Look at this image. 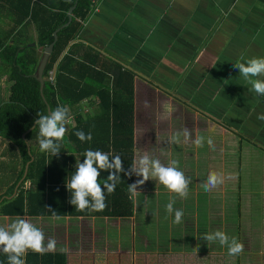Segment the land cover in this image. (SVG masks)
<instances>
[{
    "label": "crops",
    "instance_id": "1",
    "mask_svg": "<svg viewBox=\"0 0 264 264\" xmlns=\"http://www.w3.org/2000/svg\"><path fill=\"white\" fill-rule=\"evenodd\" d=\"M74 43L82 45L77 57L88 52L98 55L105 63L108 75L115 70L114 66L132 74L134 158L140 150L149 152L166 165L172 159L178 160L179 169L192 180L187 199L178 198L174 204L175 209L183 210L182 220L192 219L190 221L196 225L204 223L197 211L199 198H203L204 207L208 208L204 217L210 219L214 200L217 201L220 195L232 200L241 197L240 200L245 201L243 208L251 205L258 211L262 210L264 197L256 198L254 203V194L242 191L243 184L249 182L242 171L250 168L252 174L259 168V174L263 175L259 176L257 185L259 191L264 192V121L257 119L258 115L264 114V97L248 92L250 85L239 76L234 64L264 57V0H98ZM8 83L5 76L0 87ZM91 101L94 102L86 100L81 105L80 113L98 111V100L93 98ZM69 125H75L73 117ZM185 128L191 132L189 143L183 142ZM177 133L180 134L179 142H172ZM197 136L203 137L202 146L191 142ZM209 138L213 141L211 145L207 143ZM237 149L249 159L245 161L243 156L241 165L240 158L233 160L229 155L231 150ZM219 152L221 161H218ZM219 163L222 167L220 173L225 176L238 173L240 180L235 179L236 175L226 180L223 193L218 188L205 192L201 184L210 172L219 173ZM136 179L134 176V181ZM138 191L141 194L134 199L132 219H61H105L118 223L112 226L114 231L127 230L136 226L139 218L152 220L154 202H159L156 195L164 193L167 203L175 195L154 180L147 181ZM147 206L148 212L144 210ZM257 215L263 218L258 232H264V212ZM4 218L0 216V220ZM156 218H161L160 213ZM173 219L167 223L166 236L170 240L165 239L173 248L160 252L161 248L153 246L159 250L155 252H188V247L193 246L186 244L189 236L197 245L194 233L199 230L194 229L189 221L174 224ZM7 222L10 220L2 223ZM123 223H128V227ZM140 239L146 244L145 236L140 235ZM158 241L166 244L160 237ZM111 245L105 247L119 249ZM90 252L100 253V250ZM102 252L109 253L108 249ZM122 252L134 255L148 251L131 252L129 248L118 253Z\"/></svg>",
    "mask_w": 264,
    "mask_h": 264
},
{
    "label": "trees",
    "instance_id": "2",
    "mask_svg": "<svg viewBox=\"0 0 264 264\" xmlns=\"http://www.w3.org/2000/svg\"><path fill=\"white\" fill-rule=\"evenodd\" d=\"M76 0H0V81L7 76L8 101L0 102V216L50 218L55 211L61 218L98 217L132 219L135 202L129 198L128 185L134 182L121 174L115 190H105L106 208L100 212L76 211L69 203L71 193L66 180L75 172L76 160L83 163V153L101 150L119 155L127 170L134 160V80L119 66L108 75L105 63L90 52L77 57L82 46L74 43L93 11L92 0H78L70 25L58 34L47 65L44 96L40 83L32 76L44 49L54 42V33L68 23V10ZM35 33V35L33 34ZM36 43V46L30 44ZM55 70V81L49 73ZM98 100L96 113H80L81 105ZM67 106L74 126L68 131L59 156L52 157L39 149V129L24 136L34 126L37 113L48 114V106ZM91 133L92 140L81 142L75 133ZM30 141L31 151L29 153ZM30 148V147H29ZM33 158V161H31ZM30 163L28 176L25 178ZM102 172L100 182L107 179ZM28 183L31 184L28 187ZM20 184V185H19ZM19 185V186H18ZM16 189L18 192L13 196ZM228 255V254H227ZM210 257V256H209ZM214 255L179 253H46L29 252L26 264H239ZM238 258V257H237ZM0 264H8L0 252Z\"/></svg>",
    "mask_w": 264,
    "mask_h": 264
},
{
    "label": "clouds",
    "instance_id": "3",
    "mask_svg": "<svg viewBox=\"0 0 264 264\" xmlns=\"http://www.w3.org/2000/svg\"><path fill=\"white\" fill-rule=\"evenodd\" d=\"M234 68L239 71V76L250 85L247 89L248 92L264 97V57L249 59L247 63L234 64ZM145 103L147 106V102ZM257 119L264 121V114L258 115ZM70 120V110L64 105H58L48 114L37 113L34 124L36 129H39L38 143L42 153L50 154L52 157L59 156ZM182 134L183 142L189 143L191 132L185 128ZM75 135L81 142L92 140L91 133L86 135L83 131H77ZM179 136V133L175 134L172 137V142L178 143ZM191 142L197 146H202L204 140L203 137L197 136ZM27 143L31 151L30 141ZM207 143L211 145L213 141L209 138ZM83 156V163L76 160L75 172L66 180V188L71 193L69 203L75 207L76 211H103L106 208L105 190L111 194L120 182L123 173L129 179L133 176L137 177L133 183L128 185L130 199L134 200L138 197L141 194L138 189L142 188L149 180L157 181L170 193H174L175 195L170 197L165 206L166 211L169 215L174 213V224L182 223L184 212L175 209L174 204L178 198L187 199L192 180L179 169L178 160L172 159L166 165L149 152L137 150L132 165L126 170L119 155L88 149L83 153ZM102 172L108 173L103 185L100 182ZM229 179L232 177L222 173L210 172L201 187L205 192H209L223 185ZM49 211L51 212V220L61 219V216L55 211L50 208ZM36 219L40 220L43 217ZM4 220H10V222L0 223V252L7 256L8 264H26L25 258L29 252L44 255L57 250V241L54 238H46L43 229L33 223L31 219L17 215L14 218L5 217ZM203 239L209 244L218 241L221 246L227 247L229 256H237L244 251V245L238 242L237 238H230L221 230L206 233ZM195 249L199 250V244ZM59 251L67 253L69 249L61 247Z\"/></svg>",
    "mask_w": 264,
    "mask_h": 264
},
{
    "label": "rangeland",
    "instance_id": "4",
    "mask_svg": "<svg viewBox=\"0 0 264 264\" xmlns=\"http://www.w3.org/2000/svg\"><path fill=\"white\" fill-rule=\"evenodd\" d=\"M35 35V33H34ZM8 79V77H7ZM12 83H8L5 86L0 87V102H6L8 101V91L9 87ZM92 112V111H90ZM155 145V144H154ZM234 144L233 146H235ZM144 146V145H143ZM163 146V145H162ZM184 147H189L188 145H183ZM156 147H158V144H156ZM238 149L236 151H232L229 153L231 159L237 160L240 158V164L241 165V159L244 156L245 161H248L249 159L246 154L242 155V153L238 152ZM221 153L219 152V160L221 161ZM238 154V156H237ZM219 163V173L222 172V167H220ZM242 167V166H240ZM235 168V167H234ZM264 168V167H263ZM237 169V168H235ZM229 171V169H228ZM240 172V168H239ZM242 173H246L245 180L249 181L247 184H243V190L242 191H248L250 194L253 193L255 196V202L256 198L261 199L264 197V192L259 191L257 184L260 183L259 176L263 175V173H260V169L256 168L254 171H252V174H250V168H246L245 172L242 171ZM238 174V173H237ZM237 174H231L233 177L236 175L235 179L240 180V175ZM259 174V175H258ZM258 175V176H256ZM244 178V174H243ZM244 181V179L242 180ZM19 186V185H18ZM30 185L28 184V187ZM144 186V185H143ZM223 185L218 187V190L225 191V187ZM239 186V185H238ZM230 187H233L230 185ZM221 188V189H220ZM259 193L256 197V194ZM221 194V193H220ZM15 194H13L14 196ZM233 195V194H231ZM235 195V193H234ZM233 195V196H234ZM220 195L217 198V201L214 200V209L211 211V218L208 219L204 217V212H208V208L204 207V202L202 201L203 198H199V209L197 210L200 213V221L204 223H200V225H196L190 220L192 219H184L185 223L188 221L191 223L194 229H198L199 232L194 233V236L196 237L197 245L199 244V250L195 249L197 247L196 243L193 241L194 239L192 236H189L190 239L186 244H191L193 246L188 247L190 251L188 252H174L173 253H179V254H198L203 255L205 258H210V261H214L211 257L214 255H219L220 257H227L230 259L228 254L227 247H223L219 244V242L214 243H207L203 237L206 233L214 232L216 230L224 231L230 238L235 237L237 238L238 242L242 243L244 245V251L234 256V260L238 262L239 264H264V232H258L260 230V221L263 220L262 216L257 215V213L264 212V207L262 210L254 209L251 205L248 207L243 208L244 200H240L241 197L238 199H224ZM157 201L154 202L153 206V218L152 220L144 219V217L139 218V221L137 222L136 226L132 227L130 226L129 229L126 230L124 228L122 231L121 229L118 231H114L115 229L112 226L118 225V223H115L111 220L106 221L105 219H82V220H68V219H60V220H51L49 218H43V219H32V222L35 223L38 227H41L46 235V238H54L57 241V250L54 252H61L59 249L61 247H67L69 249L68 252H90L93 250H100V252L105 251L108 249L109 253H118L121 252V250L131 249V252L133 250L139 251L144 250L148 251L146 253H158L155 251L153 246H156L158 249H160V252H166L170 250L169 247L170 244L165 241V239L170 240L169 236H166L167 231V223L171 222L172 215H169L166 211V208H164L167 204V197L164 193H160L156 195ZM242 205V210H241ZM238 206V207H237ZM158 208H161L159 211ZM204 208V209H202ZM207 209V210H205ZM146 212H148V206L144 208ZM245 211V212H244ZM157 213H160L161 218H156ZM168 216L167 218L165 216ZM174 220V219H173ZM100 221V222H99ZM161 224H158V222ZM6 222L4 219L0 220V223ZM128 223H123L124 227H128ZM126 230V231H125ZM140 235L145 236L146 244L143 243V240L140 239ZM159 237L164 241L166 244L162 245L160 241L157 242V239ZM157 242V244L155 243ZM112 244V245H111ZM169 246H168V245ZM106 245H111L116 249H111L110 247H105ZM144 246V247H143ZM163 246V247H162ZM123 248V249H120ZM188 249V250H189ZM166 250V251H165ZM51 253V252H49ZM125 253V252H122ZM132 254V253H130ZM138 254V253H136ZM133 255V254H132ZM135 255V254H134ZM133 255V256H134ZM210 256V257H209ZM238 257V258H237Z\"/></svg>",
    "mask_w": 264,
    "mask_h": 264
},
{
    "label": "water",
    "instance_id": "5",
    "mask_svg": "<svg viewBox=\"0 0 264 264\" xmlns=\"http://www.w3.org/2000/svg\"><path fill=\"white\" fill-rule=\"evenodd\" d=\"M66 1H70V0H66ZM77 1L75 2V4L73 6H71L68 10V17H69V20H68V23H66L65 25H63V27H61L60 29H58L55 33H54V42L52 44H50L49 46H47L43 53H42V56L40 58V61H39V64H38V67L36 69V72L32 75L39 83H40V93H41V96L42 98L44 99V101L46 102V99H45V96H44V88H45V83H46V79L44 77V74H45V71H46V68H47V65L49 63V60L51 58V55L53 54V51H54V46L58 40V34L59 32L68 27L72 21V12L74 11V9L76 8L77 6ZM30 46H36V43H32L30 44ZM47 103V102H46ZM51 111L50 107L48 106V113ZM36 129V125L34 124V126L32 127V129L30 131L27 132V134L24 136V139L27 140V136L32 133L34 130ZM29 149V153H30V148L28 147ZM33 161V158L32 160ZM29 170H30V163L27 167V170H26V175H25V178L28 176L29 174ZM20 185V184H19ZM18 192V189H16L15 193L16 194ZM4 197L0 199V202L3 201Z\"/></svg>",
    "mask_w": 264,
    "mask_h": 264
},
{
    "label": "built area",
    "instance_id": "6",
    "mask_svg": "<svg viewBox=\"0 0 264 264\" xmlns=\"http://www.w3.org/2000/svg\"><path fill=\"white\" fill-rule=\"evenodd\" d=\"M98 0H92L91 7L93 8V11L95 10L96 4ZM55 70L51 71L49 73V81H55Z\"/></svg>",
    "mask_w": 264,
    "mask_h": 264
}]
</instances>
